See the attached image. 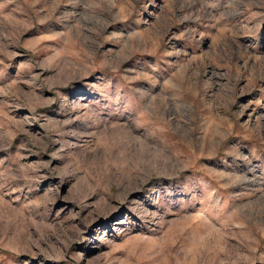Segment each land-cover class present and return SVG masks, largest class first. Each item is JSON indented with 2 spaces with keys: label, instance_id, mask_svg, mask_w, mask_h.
I'll use <instances>...</instances> for the list:
<instances>
[{
  "label": "rangeland",
  "instance_id": "rangeland-1",
  "mask_svg": "<svg viewBox=\"0 0 264 264\" xmlns=\"http://www.w3.org/2000/svg\"><path fill=\"white\" fill-rule=\"evenodd\" d=\"M0 264H264V0H0Z\"/></svg>",
  "mask_w": 264,
  "mask_h": 264
}]
</instances>
